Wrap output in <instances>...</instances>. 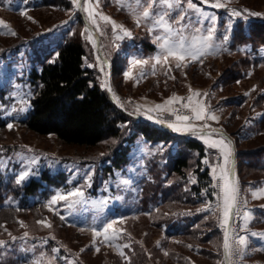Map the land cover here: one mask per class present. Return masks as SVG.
Segmentation results:
<instances>
[{"label":"rangeland","instance_id":"374dc122","mask_svg":"<svg viewBox=\"0 0 264 264\" xmlns=\"http://www.w3.org/2000/svg\"><path fill=\"white\" fill-rule=\"evenodd\" d=\"M67 1L70 2L69 8H66L67 5L64 6L66 0L54 6H42V0H0V20L16 33L13 36L8 33L7 28H0V31L4 33L0 34V119L6 122V127L0 130V170L5 179L11 178L14 182L17 173L25 169H31L36 173L30 178H39L42 172H47L57 179V184L46 185L44 193L28 197L29 203L44 202L45 208L42 212L36 215L31 212L22 213L13 223L4 222L0 225V240L21 232L23 234L27 232L29 239L34 238L35 242L28 239V241L20 240L16 243V249L24 252L23 256L26 255L25 257L28 258V264H47L48 254H50L49 259L51 257L48 264L52 263V256L56 255L64 264L73 263L75 259L62 253L63 250L73 254L81 253V258L86 264H121L117 257L121 255L120 253H123L124 259L127 257L124 248L128 246V243L119 242V238L124 228L135 221L126 219L138 214V197L141 180L146 173V159L154 149L160 148L161 143L153 144L137 137L130 145L127 163L122 168L107 173L104 165L110 162L111 140L105 141L97 148L85 149L63 144L53 134L37 135L25 129L19 122L30 109L29 97L33 89L30 72L33 66L38 69L40 65L34 58L35 53L43 56L44 53L48 55L55 52V42L73 27L78 14L82 13L89 25L98 33L101 47V53H99L92 34L84 25L81 34L86 49L84 64L97 73V79L103 88L108 90V82H110L113 102L120 108H132L135 111L134 114L162 121L172 130L178 127L181 131L174 130L178 132L177 134L199 129L224 131L230 114L236 111V123L239 126L242 125L241 133L252 136L250 127L261 116L264 109V104H253L257 95L264 93V47L253 50L251 46L243 44L231 49L230 44L232 31L238 19H242L245 23L255 18L264 20V0H219L221 7L213 6L217 0H191V5L187 0H172L171 9H168L166 5L157 4L155 6L157 13L168 11L173 17L187 13L185 35L192 33L196 27L206 29L212 23L206 17H215V47L209 54L196 61L186 59L180 62L181 66L178 68L184 73L188 66L196 65L206 59L209 64L217 67L211 74V80L202 85H194L190 77L185 76L180 85L175 88L171 86L166 94L162 91L155 92L152 84L153 75L159 70L164 69L169 72V69L177 68L178 61L170 57L166 64L163 61L156 62L154 57L161 51L156 37L163 36L164 32L162 29L154 28L151 22L140 18L141 9L137 7L135 0H120L119 3L117 0H99L98 5L95 0L91 3L81 0L76 4L73 0ZM21 10L26 11L27 16L20 15ZM233 10L239 11L240 15H234ZM89 12L94 15L90 16ZM102 16H107L110 20L104 21ZM27 17H32V19ZM138 18H140V26L136 23ZM197 20L203 21V25H197ZM112 21L130 30L131 38L124 37L119 28L113 31ZM174 27H179V25H174ZM150 29L153 30L150 31ZM226 34L230 36L228 42L222 39ZM140 38L153 43L155 49L151 52H144L137 40ZM20 41H22L21 44L8 48ZM132 42L137 43L141 50H133ZM244 54H249L253 63L252 67L246 70L243 77L238 80L239 83H235L232 91L228 93L222 90L218 82L220 69ZM102 57L108 59L110 71L106 68ZM135 59L146 60L148 63H130ZM113 61L116 65L114 71L112 70ZM125 71L129 72L130 78L124 76ZM196 91H199L201 95L195 96ZM203 93L209 95L204 97ZM245 93L248 94L245 95ZM173 96L184 99L167 104L166 101ZM189 97H192L191 101ZM185 104L189 107L185 108ZM156 105H163V107L157 109ZM193 106L198 109L206 107L210 114L219 118V122L211 119H194L191 112ZM178 113L181 115L179 116ZM183 116H189L192 119L190 121L177 119ZM9 123L14 125L11 130L7 127ZM205 124L210 127H203ZM224 132L229 135L227 131ZM195 135L206 147V155L201 161L203 168H208L211 177L208 188L212 200L205 196V188L202 191L206 201L205 206H208L214 214L224 238L228 222L223 214L222 185L224 181L220 178V166L224 165V161L221 152L209 146L214 139L219 137H210L205 134ZM229 136L234 141V137L231 134ZM247 141L243 144L247 148L256 143L255 139ZM173 147H177L176 143ZM189 157L193 164L196 154H189ZM205 160L208 163H204ZM192 166L187 172L189 183H194L196 180L191 170ZM213 167L215 173L212 171ZM87 177H90V180ZM234 177L235 181H238L239 194L229 238L231 241L232 237L246 235L249 248L241 256L232 257L230 264H264V250H261L264 249V238H262L264 237V226L253 222L256 209L264 205V197L254 198L252 195L255 189L264 187V180L255 185H251L249 179L242 183L238 178L236 164ZM78 187L84 191L81 202L69 207L71 201L77 198L68 197L67 200L59 201L55 205L49 204L53 196L67 194ZM7 202L17 204L15 199ZM245 213L249 214L247 221L244 219ZM61 216L64 217L63 220ZM21 221L24 226H21ZM37 221L50 223L51 227H45ZM111 221H116V223L113 224L112 229H109L108 235L112 236L115 230L117 235L114 239L105 241L103 233L94 237L92 229L101 230ZM253 232L257 235L252 236ZM154 236L155 240L159 239L156 233ZM38 246L40 251L37 252L35 249ZM12 247L13 244L0 246V253L4 256L6 252L11 251L9 249ZM96 248H99V251H96ZM54 249L58 251H53ZM164 255L165 252L162 257H156L157 262L162 264L163 260H167ZM167 262L168 260L164 263ZM215 264H226L224 256L219 257Z\"/></svg>","mask_w":264,"mask_h":264},{"label":"trees","instance_id":"16d2710c","mask_svg":"<svg viewBox=\"0 0 264 264\" xmlns=\"http://www.w3.org/2000/svg\"><path fill=\"white\" fill-rule=\"evenodd\" d=\"M61 2L64 0H42L41 4L54 6ZM64 6L69 8L70 2L66 0ZM84 25L85 17L79 13L73 27L55 42V52L44 53L43 56L35 53L34 58L40 65L38 69L35 66L31 68L33 89L29 97L30 109L20 120V125L34 134H53L63 144L85 149L97 148L111 140L110 162L104 165L107 173L127 163L130 145L137 137L153 144L161 143L160 148L154 149L146 159V173L141 180L138 197V214L126 219L135 221L124 228L119 238V242L128 243L124 248L127 257L124 259L120 255L117 258L121 264H161L156 257H162L165 252L168 262L164 263L167 260H163L162 264H215L219 257L224 256V238L214 214L205 206L202 194L205 188V196L212 200L208 188L211 177L201 161L206 155L204 143L194 133L173 134L147 119L135 117L134 109L120 108L113 102L108 90L97 79V73L84 64L86 49L81 36ZM137 40L144 52L155 49L150 41L143 38ZM243 44L251 46L253 50L264 47L263 19L255 18L247 23L238 19L232 31L230 48L235 49ZM252 64L249 54H244L221 68L218 82L222 90L228 93L232 91ZM115 68L113 61L112 70ZM216 69L205 59L188 66L184 73L174 67L169 72L164 69L156 71L152 84L155 92L166 94L171 86L175 88L180 85L185 76H189L194 85L205 84L211 80V74ZM253 104H264V93H259ZM236 116V111L230 114L224 131L234 137L239 180L243 183L249 179V183L255 185L264 180V109L250 127L252 136L241 133L242 125L236 123ZM5 127L6 122L0 119V130ZM250 139H255L256 143L247 148L243 144ZM175 143L177 147H173ZM193 153L196 157L191 164L189 154ZM191 165L196 176L194 183L188 181L187 172ZM53 184H57L56 177L42 172L39 178H30L17 185L11 178L5 179L0 170V225L13 223L22 213H41L45 208L44 202L29 203L28 197L44 193L46 185ZM10 199L17 200V204L7 202ZM253 222L264 226V208L256 209ZM155 233L159 236L158 240L154 239ZM27 237L21 232L0 240L6 242L3 246L13 244L5 257L0 253V264H28L24 252L20 247V250L16 249V243L28 241ZM29 240L35 242L34 238ZM39 249L38 246L35 250L38 252ZM62 253L75 259L70 264H86L81 253L75 255L64 250ZM47 256L48 264L51 257L49 259L50 254ZM52 257L51 264H64L57 255Z\"/></svg>","mask_w":264,"mask_h":264},{"label":"snow or ice","instance_id":"6c2138e0","mask_svg":"<svg viewBox=\"0 0 264 264\" xmlns=\"http://www.w3.org/2000/svg\"><path fill=\"white\" fill-rule=\"evenodd\" d=\"M85 3H91L92 0H84ZM96 4H99V0H95ZM119 3L120 0H117ZM137 7L141 9L139 16L144 21L151 22L153 24L154 28L162 29L164 32L163 36H157L156 40L159 41V48L160 53L154 57L157 63H161L163 61L165 64L168 62L169 58H174L178 62L176 64V67L179 68L181 66L180 62L185 61L186 59L191 61H196L200 57L209 54L211 50L215 47L214 40H215V17H206V19H210L212 23L204 29L203 27H196L193 29L192 33L189 35H185V31L187 29V25L185 24L187 17V13L184 14H178L176 17H173L171 12L165 11L162 13H157L155 10V6L157 4L166 5L168 9H171L173 7L172 0H135ZM187 2L191 5V0H187ZM73 3H78V0H73ZM214 7H221L222 5L219 3V0L215 4H213ZM85 11H88V9H84ZM197 12H200L199 9H196ZM202 14V13H201ZM233 14L236 16L240 15L239 11L233 10ZM252 15H258L256 13H251ZM20 15L27 16V12L24 10H21ZM89 15L92 16L94 13L89 12ZM28 19H32V17H27ZM140 18L136 20L137 26H140ZM102 19L104 21H109L110 18L107 16H102ZM93 23H95V20L93 19ZM197 25H203V21L197 20ZM174 25H179V27H174ZM0 28H7L8 33L15 36L16 33L12 31L10 28H8L7 24L0 20ZM112 28L113 31H115L117 28H119L123 32L124 37L131 38V32L128 29L123 28L122 25H117L114 21H112ZM153 29H150V31ZM0 34H4L3 31H0ZM123 38V37H118ZM223 41L228 42L230 39L229 35L223 36ZM130 63L135 64H147L148 61L146 60H140L135 59L131 61ZM124 76L126 78H130V74L128 71H125ZM175 79V77H172ZM237 83H239L237 81ZM103 86V85H102ZM109 91H112L111 87L108 88ZM248 93H245L247 95ZM195 96H200L201 93L199 91H196L194 93ZM208 93H203L204 97H207ZM182 97H176L173 96L172 98H169L166 103L172 104L175 102H179L183 100ZM189 101L192 100V97L188 98ZM163 105H156L157 109L162 108ZM185 108H188L189 105L185 104ZM21 111H24V109H21ZM192 111L194 112V119L196 120H202V119H211L213 121L219 122V118L213 114H210L206 107H200L199 109L193 108ZM179 120L183 121H190L189 116H183V117H177ZM7 127L11 130L14 125L9 123ZM203 127H210L209 125L205 124ZM176 131H181L180 128L176 127L174 128ZM206 135L212 137V136H218V139H214L212 144L209 145L210 147L217 148L222 156L224 165L220 166V178L224 181L222 185V191H223V214L225 219L227 220L230 216L231 210L235 208L237 197L239 194V188H238V181H235L231 178L232 174V168L228 167L229 164L234 166L235 164V151L232 146V142L225 137H223L220 133L217 132H210ZM204 163H208L207 160L204 161ZM213 173H215V168L212 169ZM36 175L34 171L31 169H25L19 173H17L15 177V183L17 185H22L27 179H29L31 176ZM215 178V176H214ZM87 179L90 180V177H87ZM90 186V185H89ZM215 187V185H214ZM252 195L254 198H261L264 197V187L255 189L252 191ZM68 197H75L77 199H74L69 204V207L74 206L76 203L81 202L82 198L84 197V191L82 188H76L73 191L68 192L67 194H57L52 197L51 201L49 202L50 205H55L59 201H65L68 199ZM262 208H264V205H261ZM50 210H53L50 208ZM248 213H245L244 219L247 221ZM61 219L63 220L64 217L61 216ZM21 226L23 225V222L21 221ZM37 223L43 224L45 227H51L50 223H45L44 221H37ZM116 223V221H111L107 223L101 230L92 229L95 236L101 235V233L104 234V240L110 241L116 237L115 230H113V235L109 236L108 232L109 229L113 228V224ZM83 230V229H82ZM9 235H11L9 233ZM28 233L25 232L24 236H27ZM252 236L257 235V233H251ZM264 238V237H262ZM15 239V238H13ZM6 242L0 241V246H3ZM188 247H191L189 245ZM223 250H224V256H225V262L226 264H230L232 257H238L244 254L248 248H249V241L248 236L246 235H237L235 237L229 238L228 232H225L224 240L222 244ZM264 250V249H261ZM53 251H58V249H54ZM81 251H84V249H81ZM96 251H99V248H96ZM123 255V253H120ZM167 255V253H165Z\"/></svg>","mask_w":264,"mask_h":264},{"label":"water","instance_id":"95a60500","mask_svg":"<svg viewBox=\"0 0 264 264\" xmlns=\"http://www.w3.org/2000/svg\"><path fill=\"white\" fill-rule=\"evenodd\" d=\"M80 1L81 0H79L78 2H80ZM85 23H86V26H87L88 30L92 34L93 39L96 42V48H97L98 52L101 53L100 37H99L98 33L96 32V30L91 25H89V23L86 21V19H85ZM102 59H103L105 65H106V68L108 69V71H110V65H109L108 59H106L104 57H102ZM109 87H111L110 82H108V88ZM108 92L110 94L111 99L114 101V99H113V97L111 95V91L108 90ZM133 115L135 117L140 118V119H147L151 123H153V124H155L157 126H162V127L166 128L168 131H170L173 134H177L178 133V132H175L174 130H172L169 125H167L166 123H164L162 121H159V120H156V119H152V118H147V117H145L143 115H138V114H133ZM188 132H191V133H194V134H203V133H210V132L220 133L221 135H223L224 137H226L228 140H230L232 142V146H233L234 151H235V157H234V159H235V164H236V148H235V144H234V141L231 139V137L227 133H225L224 131H222L220 129H199V130L184 131V132H181V133H188ZM235 164H234V166H232L230 164V167L232 168L231 178L233 180H235V177H234V174H235ZM234 209L231 210V212H230V216L228 218V222H227V226H226V230H225V232H228V234L230 233V229H231V225H232V221H233ZM223 253H224V250H223ZM224 260H225V256H224Z\"/></svg>","mask_w":264,"mask_h":264},{"label":"crops","instance_id":"0c3cea01","mask_svg":"<svg viewBox=\"0 0 264 264\" xmlns=\"http://www.w3.org/2000/svg\"><path fill=\"white\" fill-rule=\"evenodd\" d=\"M131 45H132V47H134L133 50H137V51H140V50H141V47H140V46H137V45H138L137 43H135V42L133 43V42H132ZM193 108H197V109H198V107H195V106H193L192 109H193ZM191 112H192V114H193V116H194V115H195L194 112H193L192 110H191ZM147 118H148V117H147ZM152 119H153V118H152ZM167 125H168V124H167ZM203 134L206 135L207 133H203ZM206 136H208V135H206ZM143 140H144V139H143ZM147 155H148V154H146V156H147Z\"/></svg>","mask_w":264,"mask_h":264},{"label":"built area","instance_id":"2783aa9c","mask_svg":"<svg viewBox=\"0 0 264 264\" xmlns=\"http://www.w3.org/2000/svg\"><path fill=\"white\" fill-rule=\"evenodd\" d=\"M183 114H185V113H183ZM178 115L180 116L181 114H180V113H178Z\"/></svg>","mask_w":264,"mask_h":264}]
</instances>
